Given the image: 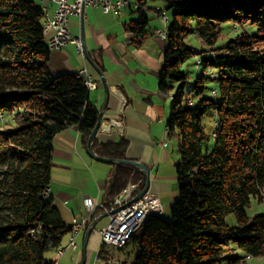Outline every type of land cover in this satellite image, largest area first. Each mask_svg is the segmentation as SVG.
Segmentation results:
<instances>
[{
    "label": "trees",
    "instance_id": "16d2710c",
    "mask_svg": "<svg viewBox=\"0 0 264 264\" xmlns=\"http://www.w3.org/2000/svg\"><path fill=\"white\" fill-rule=\"evenodd\" d=\"M153 1L135 0L137 16L126 29L137 44L147 34ZM162 1L171 15L158 92L170 100L167 133L178 137V198L169 220L150 215L141 233L117 249L135 245L132 264H235L238 257L224 255L230 243L264 258V215L246 214L251 197L262 200L264 186V0ZM43 21L39 3L0 0V264H52L49 255L71 233L45 198L52 141L74 126L86 143L98 114L81 78L50 74ZM225 23L244 28L219 45ZM191 35L207 48L201 56L185 43ZM191 58L197 59L192 74ZM211 113L209 133L204 120ZM5 117H12L10 125ZM125 149L124 141L102 144L100 155L123 159ZM129 185L141 189L142 175L116 166L109 200ZM230 213L236 226L225 223ZM99 258L107 260L103 245Z\"/></svg>",
    "mask_w": 264,
    "mask_h": 264
},
{
    "label": "crops",
    "instance_id": "0c3cea01",
    "mask_svg": "<svg viewBox=\"0 0 264 264\" xmlns=\"http://www.w3.org/2000/svg\"><path fill=\"white\" fill-rule=\"evenodd\" d=\"M31 1L38 3V0ZM127 1L131 4L136 3L135 0ZM153 5L157 6L156 3L147 4L146 13L149 18L150 16L158 18L154 12L158 8L152 7ZM46 8L48 16L51 17L54 6L48 4ZM136 16L134 8H126L120 14H105L99 8L90 6L83 8V32L87 53L90 61L102 72L109 90L108 104L102 118L121 122L120 129L111 127L109 130H99L93 141V150L101 156L102 144L124 141L126 143L124 157L140 161L149 169L148 190L159 198L164 210L171 205L166 203V200L162 202L170 188L160 175L159 168L168 158L165 126L170 103L158 92V72L165 42L164 38L154 35V31L162 29L166 24L161 28V23L159 26L157 19L156 26L151 28L148 22V31H151V34L138 38L137 44L133 35L126 29ZM67 26L71 34L79 38L80 18L68 17ZM46 40L45 35V42ZM51 52L54 54L53 59H49V64L47 63L50 72L53 68L59 69L58 71L62 73L77 75L86 69V74L96 84V89L89 91V101L99 111L105 99L104 87L88 60L77 53L75 45L71 43L59 50L50 51V56ZM84 76L85 74H82L81 79ZM113 87L123 95L125 104L111 92ZM152 91L156 93L153 94ZM90 92H93V95ZM169 136L172 135H168V138ZM52 144L51 180L45 198L58 209L62 222L70 226L73 220H78L85 214V198L107 203L116 167L91 158L87 154L86 143L74 126L58 133ZM137 191L136 188L134 194ZM84 232L85 229L77 236L82 243ZM67 243L68 235L63 239L61 248H65ZM97 247L95 231L87 242L84 257L82 245L79 247L77 244V249L70 251V256L63 262L61 258L69 250L60 257L53 252L49 258L52 261L58 259V264H81L83 260L84 264H89L88 257Z\"/></svg>",
    "mask_w": 264,
    "mask_h": 264
},
{
    "label": "built area",
    "instance_id": "2783aa9c",
    "mask_svg": "<svg viewBox=\"0 0 264 264\" xmlns=\"http://www.w3.org/2000/svg\"><path fill=\"white\" fill-rule=\"evenodd\" d=\"M43 12L44 21L42 25L43 33L50 40V51L59 50L65 45L71 43L75 45L77 53L83 58L85 54L78 37L71 34L68 26L67 19L70 16L80 18L81 9L85 6L99 8L103 13L120 14L126 8H137V4H131L127 0H38ZM52 4L54 6V12L52 16H48L46 5ZM163 24H165V15H161ZM165 25L162 29L156 30L154 35L161 38ZM85 74L82 78L85 87L88 91L96 89V84L92 81L91 77L86 74V69L81 70L77 77L81 78V75ZM111 92L118 96L123 104L126 103L123 95L115 88H111ZM108 126L102 127L100 130H109L111 127L121 128V122L113 119L106 120ZM127 187V194L124 198L121 197V193L114 196L107 203H99L96 200H92L89 197L85 198V214L78 220H73L70 228H75V235H68V243L65 248H59L56 250V255L61 256L66 250L75 251L77 249L76 239L78 234L86 229L88 224L95 218H98L101 213H106L108 222L106 225L95 231L100 236V246H110L115 248H122L125 246L129 238L136 234L140 230L145 221H136V213H147V218L150 215L156 216V212H163L162 204L159 198L151 193L149 190L137 200L128 203L135 194L129 192ZM137 188V187H136ZM119 207V209L113 213H110L113 209ZM98 251V250H97ZM106 264H112V259H107ZM52 264H58V259L52 261ZM92 264H99L95 260Z\"/></svg>",
    "mask_w": 264,
    "mask_h": 264
},
{
    "label": "rangeland",
    "instance_id": "374dc122",
    "mask_svg": "<svg viewBox=\"0 0 264 264\" xmlns=\"http://www.w3.org/2000/svg\"><path fill=\"white\" fill-rule=\"evenodd\" d=\"M153 3L154 4L156 3L157 6L153 5L152 7L162 9L164 11V15L166 16V18H168V19L170 18L171 11L166 10L165 7L167 4L165 1L156 0V1L150 2V4H153ZM132 4H133V2H132ZM150 15H152V14L150 13ZM157 19H159V21ZM157 21L159 22L158 23L159 26L161 23V28H162L164 24L162 22L161 16H159L158 18L150 16L149 27L153 28V26H156ZM165 24H167V21ZM222 28H223V33L221 35V38L218 41L219 45L222 44L223 42H225L229 37H233L235 34H237L239 31H241V29H243L244 26H239V25L235 26L232 23H225V24H223ZM148 30L149 29L147 27V35L149 36L151 34L150 33L151 31H148ZM158 30H160V29H158ZM164 31H166V28ZM252 31H253V29H252ZM161 37L164 38L162 35H161ZM185 43L189 47H191L193 52L197 53L198 56H201L200 52L202 50L207 49L206 46L203 45L201 43V41L194 35L187 37L185 40ZM52 53L53 52H51L50 60L53 59V56H54V54H52ZM194 62H197V59L194 60V58H191L186 62V64L188 66H187V68L185 66V68L189 69L191 74L194 71H196L194 68ZM51 70L52 71L50 72V74L53 76H58V75H62V74H69V73L59 72L58 71L59 69H53L52 68ZM147 85H148V81H147ZM156 86H157V84H156ZM155 90H156V88H155ZM152 93L154 94L156 92L152 91ZM90 94L93 95V92H90ZM166 99L170 103L169 98H166ZM162 100L163 99L161 98V101ZM168 102H167V106H168ZM169 109H170V106H169ZM5 118H6V121H8V124L10 125V121H11L12 117L11 118L5 117ZM214 119H215L214 114L211 113L210 116L206 117L204 120V125L206 126V129L209 133H211L215 128ZM0 123H1V118H0ZM165 132H166L165 141L167 142L168 158L165 162L160 164L159 172H160V175H162L163 180L169 184V188H170L168 190V193L166 194L165 198L164 199L162 198V202H164L166 200V203L168 202L171 205H169V207L164 208L165 212L161 215V217L166 219V220H169L170 219V207L172 206L174 201L177 200V198H178V183H177L176 178H175V170H174V163L178 159V151H177L178 137L176 134H173L172 136H169V138L171 137L169 139L167 130H165ZM159 140H161V138ZM212 145H213V141L211 138L209 140V142H207L206 147L208 149H211ZM246 214L250 218L253 217L255 214H263L264 215V186L262 188V200H260L258 198L251 197L250 201H249V205L246 207ZM107 222H108L107 216L101 218L97 222L96 227L92 231L89 239H91V236L95 233L96 229H100V228L104 227ZM225 223L231 227L236 226L237 222H236L235 215L233 213L228 214L225 218ZM141 231H142L141 229L138 230L137 234H140ZM97 239H98V247H97V249H94L92 255L90 257H88L89 258L88 259L89 264H92L96 260V253H97V250L99 249V245H100V236L98 235V233H97ZM76 242H77L78 246L81 247L82 242H81L80 238H78L76 240ZM104 250L106 251L107 259L109 258V259L113 260L112 264H121V263L132 264L134 261V258L136 256V252H137V248L133 244H129L121 250H119L115 247L104 246ZM70 251L71 250H69L63 258H61V262H63L65 258L70 256V254H71ZM224 255L231 256V257H233V256L238 257L239 258L237 260L238 262L235 264H264V258H262V257H249L242 250L238 249L236 247V245L233 243H230L229 245H227L224 248ZM103 260L104 259L99 258L97 260V262L99 264H106L105 262H103Z\"/></svg>",
    "mask_w": 264,
    "mask_h": 264
},
{
    "label": "water",
    "instance_id": "95a60500",
    "mask_svg": "<svg viewBox=\"0 0 264 264\" xmlns=\"http://www.w3.org/2000/svg\"><path fill=\"white\" fill-rule=\"evenodd\" d=\"M83 21H84V19H83V8H82L81 13H80V36H79V40L81 42V45H82V48H83V51L85 54V58L92 65V67L96 71V73L99 75V78L103 84L104 92H105V99H104V102H103L101 108L98 111L95 126H94L93 130L91 131L90 135L88 136V139L86 142V151H87V154L91 158H93L97 161H100L102 163L114 165L115 167L118 165L128 166V167H132V168L136 169L137 171H139V173L142 175L143 186L141 189H139L136 192V194L130 200L127 201V204H128V203H131V202L137 200L140 196L144 195L148 191L149 185H150L149 169L140 161L133 160V159H127V158L118 159V158L102 157V156L97 155L93 150V141H94V139H96L97 133L99 132L100 128L108 126L106 120L103 119L102 116H103L105 109L107 107V104H108L109 90H108V86L106 84V81L102 75V72L89 59L87 49L85 46V39H84V32H83ZM135 189H136V186L133 185L129 188V192H134ZM126 190H127V188L122 192V195H121L122 198H124L126 196V194H127ZM118 209H119V207L113 209L112 211H110V213H113V212L117 211ZM105 216H107V214L105 212L101 213L98 218L93 219L88 224V226L86 227L85 232H84V236H83V243H82L83 257L85 254V248H86L87 242L89 240V236L91 235L92 231L95 229L97 222ZM81 264H84V260L81 262Z\"/></svg>",
    "mask_w": 264,
    "mask_h": 264
},
{
    "label": "bare ground",
    "instance_id": "6f19581e",
    "mask_svg": "<svg viewBox=\"0 0 264 264\" xmlns=\"http://www.w3.org/2000/svg\"><path fill=\"white\" fill-rule=\"evenodd\" d=\"M137 4V3H135ZM167 21V18L165 16V22ZM162 36L165 38L166 36V31L162 33ZM47 47L50 49V40H46ZM167 130V129H166ZM45 193H48V189L45 191ZM163 212H156V216L162 215ZM147 218V213H136V221H145ZM70 235H75V228H71V233Z\"/></svg>",
    "mask_w": 264,
    "mask_h": 264
}]
</instances>
